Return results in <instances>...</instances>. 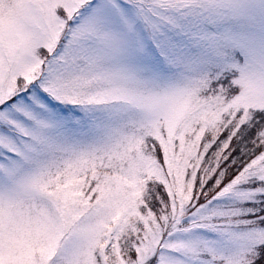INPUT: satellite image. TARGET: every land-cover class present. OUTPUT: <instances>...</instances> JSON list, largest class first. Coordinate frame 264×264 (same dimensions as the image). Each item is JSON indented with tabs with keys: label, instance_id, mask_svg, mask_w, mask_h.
Listing matches in <instances>:
<instances>
[{
	"label": "snow or ice",
	"instance_id": "snow-or-ice-1",
	"mask_svg": "<svg viewBox=\"0 0 264 264\" xmlns=\"http://www.w3.org/2000/svg\"><path fill=\"white\" fill-rule=\"evenodd\" d=\"M0 264H264V0H0Z\"/></svg>",
	"mask_w": 264,
	"mask_h": 264
}]
</instances>
